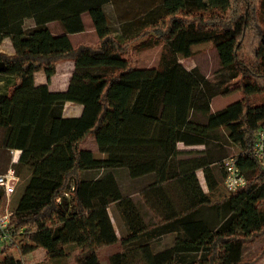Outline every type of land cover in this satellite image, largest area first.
<instances>
[{
	"label": "trees",
	"instance_id": "obj_1",
	"mask_svg": "<svg viewBox=\"0 0 264 264\" xmlns=\"http://www.w3.org/2000/svg\"><path fill=\"white\" fill-rule=\"evenodd\" d=\"M104 2L0 0V45L10 38L15 50L0 51V144L21 150L18 173L31 170L11 215L17 241L0 253V264H25L22 257L38 248L45 250L38 264L72 256L76 264H103L100 250L116 243L122 250L110 256V264H130L125 248L134 245L147 264H255L259 256L244 259L243 247L264 233V165L253 156L264 125V0H160L120 29L111 26ZM85 11L98 42L74 46L69 34L85 30ZM29 18L32 27L25 26ZM53 20L63 32L51 30ZM230 39L231 61L212 78L180 61L196 44ZM159 43V64L132 62L131 47ZM62 59L74 61L68 87L36 85L35 72L44 70L50 81ZM233 90L242 97L212 111V99ZM68 101L83 105L81 115H63ZM191 108L209 111L208 122L191 121ZM217 128L229 130L239 152L227 155L228 145L212 133ZM90 135L103 157L82 147ZM58 143L67 156L47 158ZM192 152L201 156L180 158ZM230 155L238 156L247 184L211 200ZM243 158L250 161L244 164ZM117 169L133 179L152 177L141 193L143 203L123 193ZM88 171L98 173L87 177ZM172 186L182 196L179 202ZM112 202L128 228L121 237L108 211ZM145 205L161 217L159 223ZM167 234L174 235L173 243L155 248L153 241Z\"/></svg>",
	"mask_w": 264,
	"mask_h": 264
},
{
	"label": "rangeland",
	"instance_id": "obj_2",
	"mask_svg": "<svg viewBox=\"0 0 264 264\" xmlns=\"http://www.w3.org/2000/svg\"><path fill=\"white\" fill-rule=\"evenodd\" d=\"M52 30L58 31V27L52 28ZM97 40V34L95 32H92L91 29L88 30V32L82 36L76 39V43L78 44L81 43H87L92 45V43H95ZM98 42V41H97ZM96 44V43H95ZM94 44V45H95ZM162 44H158L157 46H152L148 48H143V49H135V48H130L129 53L135 57L132 62L136 64V66H152V65H157L159 64L160 61V56L162 52ZM233 48V40H227L224 42H221L219 44H214L212 42H204L200 44H196L193 46V54L189 57H184L182 55H179L180 61L187 67V68H192V67H198L204 74H206L209 78H212L215 71L219 68H221L222 65H225L226 63L231 61V51ZM73 64V60L71 59H62L56 63V68L59 70H56V72L60 73V69H66L68 70L69 66ZM64 75L67 73L64 72ZM60 75H55L54 81L56 83H61V85H64L66 82H59ZM233 86H236L233 84ZM242 97L240 91L235 90L233 93H231L228 97L227 100H222L221 95L217 96L215 99V106L217 107H222L225 105V102L228 100H232L235 98ZM258 98V97H257ZM257 100V99H256ZM2 137V130L0 129V141ZM226 145L228 144L229 151L227 152L228 154H233L239 152L238 146L232 143L230 140L226 141ZM225 145V144H224ZM82 147L89 149L93 152V154L97 157H103L104 155L99 151L98 146L96 144V141L94 139V136L90 135L87 137L85 141L82 143ZM180 147L186 148L184 144H180ZM198 148H204L203 145H198L195 146ZM189 148V147H188ZM21 153V152H20ZM16 155V149L9 150L7 148L1 147L0 144V169L5 170L10 164H12L13 158ZM67 156V150L64 145V143H58L55 144L52 147L51 152L46 156L47 158L53 159V158H60V157H65ZM201 156L200 152H192L190 154H182L180 158L182 159H188L190 157H199ZM20 157V154H19ZM19 161V159H18ZM243 163L245 164L247 161H250L248 159L243 158ZM16 164V163H15ZM221 165L220 163L218 166L215 168V171H217V175L220 174L221 172ZM116 175L118 178V182L121 186V189L123 193L126 196H130L133 198L135 201H139L140 203H143L144 199L142 196V191L145 187V185L152 180L151 176H144L141 178H136L133 179L129 176L128 172L126 169H117ZM98 171H88L84 175L91 176L93 174H97ZM199 179L201 181V184L203 188L207 191V185L204 179V174L203 171L199 170L197 171ZM20 181L18 182L17 188L15 193H13L9 199L6 197H3L0 202V208H5L6 206H9L11 210H14L15 206L17 205V202L20 198V196L23 194L24 189L27 185V182L29 180L31 170L28 168H23L20 172ZM171 195L175 201H180L182 196L180 195L178 188L172 186L171 187ZM231 193L225 188L223 179L220 181L218 188L210 193V198L211 200H220L225 196L230 195ZM242 201L237 200V204H241ZM141 205V204H139ZM142 208L144 206H141ZM150 212L149 216L154 217L155 223H159L161 221V217L157 214H155L149 205H145L143 209L147 210V208ZM112 210V209H111ZM114 215V211L112 213ZM122 234V233H121ZM174 240V235L173 234H167L164 236L159 237L155 241H153L152 244H154L155 248L161 250L164 249L165 247H169ZM120 244V243H119ZM121 245V244H120ZM118 248L121 246H117ZM108 248V247H104ZM102 248V249H104ZM101 249V250H102ZM112 248H108L107 250L101 252L102 260L105 263V259L108 255L109 252H111ZM100 250V251H101ZM44 251V250H43ZM125 253L127 260L129 261L130 264H147L146 261L144 260L140 250L138 247L134 245L133 246H127L125 248ZM16 257H20V253L17 251L16 252ZM259 256L257 258V261L255 264H264V233L259 234L258 236L255 237V239L251 242L245 243L243 247V257L244 259H254L255 257ZM3 256L0 255V259ZM24 260L25 264H38L42 263L44 258H45V252H42L41 250L36 251L34 253L27 254L26 256L22 257ZM76 264L74 261L72 262H65V260H60L55 263L51 264ZM225 264V262L223 261Z\"/></svg>",
	"mask_w": 264,
	"mask_h": 264
},
{
	"label": "crops",
	"instance_id": "obj_3",
	"mask_svg": "<svg viewBox=\"0 0 264 264\" xmlns=\"http://www.w3.org/2000/svg\"><path fill=\"white\" fill-rule=\"evenodd\" d=\"M104 1L105 2L103 4V8L105 9V11H106V13H107V15L111 21V26L114 29H120V26L123 25V23H127L130 20L137 19L138 17H140V15L142 13H145L152 6H154L155 2H157V3L160 2V0H104ZM81 16H82V19L84 22L85 30L82 32L69 34L70 39H71L74 46H77L78 42H79L78 41L76 43L75 42L76 39L84 36L88 32L89 29H91L92 32H95L97 34L89 12L85 11L81 14ZM34 25H35L34 19L29 18L25 21L26 27H32ZM48 26L51 28V30L54 27H58V29H59L58 31L54 32L52 30L54 33L63 32V25L59 20H53V21L48 22ZM116 33L119 34L120 30L116 31ZM97 41H98V36H97V40L95 43H97ZM87 43H89V42H87ZM95 43H92V45H94ZM157 45H155V46H157ZM0 51L5 52L7 54H13L15 52L13 43H12L10 38H5L3 40L2 44L0 45ZM56 70H59V69L56 68ZM73 70H74V61H73V64L69 66L68 70L62 68V69H60V73L55 72V74L52 76L50 81H48L46 73L44 70L37 71L34 74L35 83H36V85L46 83V84H48V87L51 91L65 90L69 85V81H70ZM64 72H66L67 74L64 75L63 74ZM56 74L60 75V77L58 79L59 82H63V81L66 82L64 85H61V83H56L54 81ZM0 84H3V82L0 81ZM234 91L235 90H233L231 93H233ZM231 93H229L227 95H221L222 100H227V97ZM217 96H219V95H217ZM217 96H215L212 99V104H211L212 111L219 110V109L227 106L228 104L239 99V98H235L232 100H228L227 102H225L224 106L217 107L214 104L215 103L214 101L217 98ZM82 111H83V105L82 104L68 101L64 105L63 115L68 116V117L79 116V115H81ZM209 113L210 112L206 111V110H202V109H198V108H191L189 110L188 117L191 121L206 124L208 122ZM212 133L215 134L217 137V140H219L223 144H226L227 143L226 141L229 140V130L227 128H217V129L213 130ZM179 148H183V147H180V144H179ZM192 148L196 149L198 147L186 146V149H192ZM197 176H198V173H197ZM198 179H199V176H198ZM204 179H205V177H204ZM199 181H200V179H199ZM205 182H206V180H205ZM200 183H201V181H200ZM108 211H109L110 216L112 218V222H113V225L116 229L118 237H121V236L127 234L128 228H127L126 223H125L122 215L120 214L118 207H117L115 202H112L109 204ZM113 211H114V215L112 214ZM118 245L121 246L119 243L107 246L108 248H112V249H111V252L108 253V255L105 259V263L102 260L101 252L107 250L108 248L107 249L104 248L100 251V257H101V261L103 264H110V256L112 254L122 250V246L118 248L117 247ZM39 250H41L42 252H45V250L43 248H38L34 252L39 251ZM34 252H32V253H34ZM64 260H65V262H67V260H68V262H72V261L75 262V259L73 256L68 258V259H64Z\"/></svg>",
	"mask_w": 264,
	"mask_h": 264
},
{
	"label": "built area",
	"instance_id": "obj_4",
	"mask_svg": "<svg viewBox=\"0 0 264 264\" xmlns=\"http://www.w3.org/2000/svg\"><path fill=\"white\" fill-rule=\"evenodd\" d=\"M21 150L16 149V155L5 170L0 169V202L3 197H9L15 193L20 175L17 172L15 163L18 162ZM253 156L264 165V125L258 130L256 141L253 146ZM224 169L223 183L229 192H236L245 187L247 177L244 175L238 163V156L230 155L223 160ZM69 196V193H66ZM59 200V199H58ZM13 210L9 206L0 208V253L12 244H16L17 239L13 229H11V215Z\"/></svg>",
	"mask_w": 264,
	"mask_h": 264
}]
</instances>
